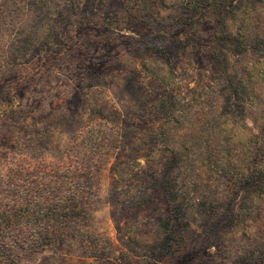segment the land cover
<instances>
[{
	"label": "rangeland",
	"instance_id": "1",
	"mask_svg": "<svg viewBox=\"0 0 264 264\" xmlns=\"http://www.w3.org/2000/svg\"><path fill=\"white\" fill-rule=\"evenodd\" d=\"M189 2L0 0V188L90 168L16 264H264V0Z\"/></svg>",
	"mask_w": 264,
	"mask_h": 264
},
{
	"label": "trees",
	"instance_id": "2",
	"mask_svg": "<svg viewBox=\"0 0 264 264\" xmlns=\"http://www.w3.org/2000/svg\"><path fill=\"white\" fill-rule=\"evenodd\" d=\"M225 1L231 5L232 0ZM206 4L207 0H190L189 14ZM88 172L86 165H67L44 173L40 187L35 189L24 191L23 187L18 192V188L1 185L0 264H16L21 251L86 240L88 233L78 232V225L89 206ZM20 174H12L11 179L21 182ZM87 249L94 250L92 246Z\"/></svg>",
	"mask_w": 264,
	"mask_h": 264
}]
</instances>
